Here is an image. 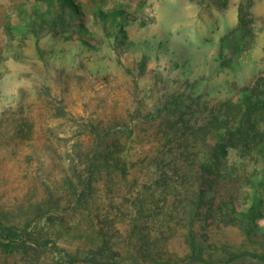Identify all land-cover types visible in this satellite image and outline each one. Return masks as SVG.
I'll return each instance as SVG.
<instances>
[{"label": "rangeland", "instance_id": "rangeland-1", "mask_svg": "<svg viewBox=\"0 0 264 264\" xmlns=\"http://www.w3.org/2000/svg\"><path fill=\"white\" fill-rule=\"evenodd\" d=\"M0 264H264V0H0Z\"/></svg>", "mask_w": 264, "mask_h": 264}, {"label": "trees", "instance_id": "trees-1", "mask_svg": "<svg viewBox=\"0 0 264 264\" xmlns=\"http://www.w3.org/2000/svg\"><path fill=\"white\" fill-rule=\"evenodd\" d=\"M254 128V127H253Z\"/></svg>", "mask_w": 264, "mask_h": 264}]
</instances>
